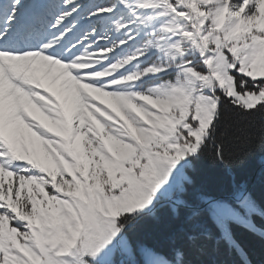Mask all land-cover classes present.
I'll return each mask as SVG.
<instances>
[{"label": "snow or ice", "instance_id": "obj_1", "mask_svg": "<svg viewBox=\"0 0 264 264\" xmlns=\"http://www.w3.org/2000/svg\"><path fill=\"white\" fill-rule=\"evenodd\" d=\"M264 0H0V264H264Z\"/></svg>", "mask_w": 264, "mask_h": 264}, {"label": "trees", "instance_id": "obj_2", "mask_svg": "<svg viewBox=\"0 0 264 264\" xmlns=\"http://www.w3.org/2000/svg\"><path fill=\"white\" fill-rule=\"evenodd\" d=\"M263 158H264V154L257 153V155L253 158L254 160L250 162V165L246 170L247 174L251 175L252 178L256 177L257 181L259 180L261 173L264 172V165H263L264 162L262 160ZM254 244L256 249L254 259L260 260L262 254H264L262 253V250L260 248V241L256 239L254 241Z\"/></svg>", "mask_w": 264, "mask_h": 264}, {"label": "rangeland", "instance_id": "obj_3", "mask_svg": "<svg viewBox=\"0 0 264 264\" xmlns=\"http://www.w3.org/2000/svg\"><path fill=\"white\" fill-rule=\"evenodd\" d=\"M262 160H263V162H264V158H263Z\"/></svg>", "mask_w": 264, "mask_h": 264}, {"label": "water", "instance_id": "obj_4", "mask_svg": "<svg viewBox=\"0 0 264 264\" xmlns=\"http://www.w3.org/2000/svg\"><path fill=\"white\" fill-rule=\"evenodd\" d=\"M264 165V164H263ZM254 179V178H253Z\"/></svg>", "mask_w": 264, "mask_h": 264}]
</instances>
